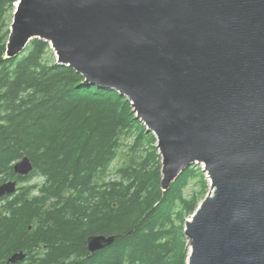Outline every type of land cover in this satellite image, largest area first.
<instances>
[{
  "label": "water",
  "instance_id": "water-1",
  "mask_svg": "<svg viewBox=\"0 0 264 264\" xmlns=\"http://www.w3.org/2000/svg\"><path fill=\"white\" fill-rule=\"evenodd\" d=\"M13 5L5 56L39 38L84 84L126 96L156 137L163 190L202 164L209 188L184 222L186 264H264V0ZM32 170L27 155L13 164L21 176ZM16 189V180L4 181L0 197ZM114 238L90 234L87 248Z\"/></svg>",
  "mask_w": 264,
  "mask_h": 264
},
{
  "label": "trees",
  "instance_id": "trees-1",
  "mask_svg": "<svg viewBox=\"0 0 264 264\" xmlns=\"http://www.w3.org/2000/svg\"><path fill=\"white\" fill-rule=\"evenodd\" d=\"M15 1L0 0V184L17 181L0 197V264H186L184 222L207 191L201 167L163 190L156 137L126 96L84 84L39 38L6 57ZM23 155L26 176L13 171ZM195 178L200 190L186 196ZM90 234L115 238L90 253ZM18 251L24 260L8 263Z\"/></svg>",
  "mask_w": 264,
  "mask_h": 264
},
{
  "label": "rangeland",
  "instance_id": "rangeland-1",
  "mask_svg": "<svg viewBox=\"0 0 264 264\" xmlns=\"http://www.w3.org/2000/svg\"><path fill=\"white\" fill-rule=\"evenodd\" d=\"M53 54H54V52H53ZM54 57H55V55H54ZM143 124V123H142ZM155 145H156V143H155ZM126 150V149H125ZM120 165V155L113 161V163H112V165H111V168H110V173H109V177H111V176H113L114 175V168L116 167V166H119ZM200 167H201V172H203L204 174V177H205V180H206V184H207V191H208V188H209V186H208V184H209V181H208V179H207V177H206V174H205V171L203 170V166H202V164H198ZM198 179L199 178H195V179H192L191 181H190V183H189V185L185 188V195L186 196H191L192 194H193V192H199V190H200V185H199V182H198ZM39 180V177H33L32 179H31V181L29 182V181H25V182H23V183H20L19 185H27V184H29V183H33V182H36V181H38ZM206 191V192H207ZM187 247V249H188V246H186ZM188 251H189V249H188ZM188 254V253H187Z\"/></svg>",
  "mask_w": 264,
  "mask_h": 264
},
{
  "label": "bare ground",
  "instance_id": "bare-ground-1",
  "mask_svg": "<svg viewBox=\"0 0 264 264\" xmlns=\"http://www.w3.org/2000/svg\"><path fill=\"white\" fill-rule=\"evenodd\" d=\"M5 54H6V53H5ZM31 172H32V171H31ZM29 174H30V173H29ZM29 174H28V175H29ZM207 179H208V178H207ZM87 249H88V248H87ZM88 251H89V250H88ZM17 262H20V261H17ZM8 263H9V262H8Z\"/></svg>",
  "mask_w": 264,
  "mask_h": 264
}]
</instances>
